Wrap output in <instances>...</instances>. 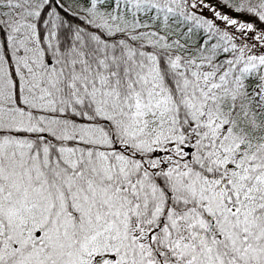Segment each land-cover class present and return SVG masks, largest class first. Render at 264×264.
I'll list each match as a JSON object with an SVG mask.
<instances>
[{
    "label": "snow or ice",
    "instance_id": "snow-or-ice-1",
    "mask_svg": "<svg viewBox=\"0 0 264 264\" xmlns=\"http://www.w3.org/2000/svg\"><path fill=\"white\" fill-rule=\"evenodd\" d=\"M0 264H264V0H0Z\"/></svg>",
    "mask_w": 264,
    "mask_h": 264
}]
</instances>
